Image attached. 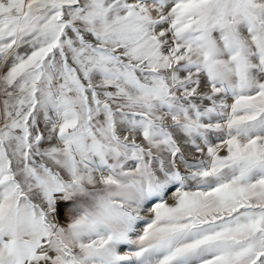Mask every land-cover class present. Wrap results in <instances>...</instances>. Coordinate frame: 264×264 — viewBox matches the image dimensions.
Wrapping results in <instances>:
<instances>
[{
  "label": "snow or ice",
  "instance_id": "snow-or-ice-1",
  "mask_svg": "<svg viewBox=\"0 0 264 264\" xmlns=\"http://www.w3.org/2000/svg\"><path fill=\"white\" fill-rule=\"evenodd\" d=\"M0 264H264V0H0Z\"/></svg>",
  "mask_w": 264,
  "mask_h": 264
}]
</instances>
